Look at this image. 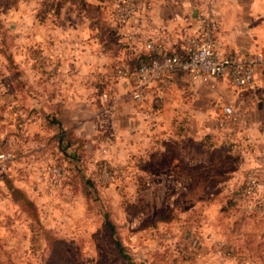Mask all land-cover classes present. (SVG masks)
I'll use <instances>...</instances> for the list:
<instances>
[{
    "label": "rangeland",
    "instance_id": "1",
    "mask_svg": "<svg viewBox=\"0 0 264 264\" xmlns=\"http://www.w3.org/2000/svg\"><path fill=\"white\" fill-rule=\"evenodd\" d=\"M70 1L79 2L0 0V151L14 154L0 177V264H129L109 224L133 264H264L261 198L226 188L239 152L213 148L207 134L205 157L192 163L182 127L191 106L135 103L141 113L120 133L109 119L89 141L52 132L50 114L36 107V84L48 89L49 80L36 41L49 31L36 23L62 21ZM50 165L66 172L53 192L41 181Z\"/></svg>",
    "mask_w": 264,
    "mask_h": 264
},
{
    "label": "crops",
    "instance_id": "2",
    "mask_svg": "<svg viewBox=\"0 0 264 264\" xmlns=\"http://www.w3.org/2000/svg\"><path fill=\"white\" fill-rule=\"evenodd\" d=\"M136 1L137 9L123 26L114 17L118 0L70 1L64 6L62 21L36 23L39 31H49L36 37L39 49L45 50L38 52L37 59L46 62L49 69L48 89L36 84V107L50 114L53 133L78 134L89 141L109 119L120 133L127 119L130 123L141 113L135 103L144 105L161 97L168 108L191 106L192 118L183 119L182 127H188L192 134V163L200 164L205 157L200 152L202 135H210L213 148L238 150L241 166L231 181H225L226 188L236 189L243 180L253 179L264 207V0ZM200 11L217 20L215 43L224 51L259 56L253 84L242 89L224 80L200 84L176 73L164 92L154 85L145 89L140 101H133L131 83L116 81V68H135L138 60L149 54L144 48L149 39L162 42L167 53L179 52L186 39L198 33L194 18ZM128 35L137 42L130 43ZM36 76H41L40 72ZM106 93L110 98L104 102ZM224 106L233 110L230 116L223 114ZM43 180L41 176L45 185Z\"/></svg>",
    "mask_w": 264,
    "mask_h": 264
},
{
    "label": "built area",
    "instance_id": "3",
    "mask_svg": "<svg viewBox=\"0 0 264 264\" xmlns=\"http://www.w3.org/2000/svg\"><path fill=\"white\" fill-rule=\"evenodd\" d=\"M136 0H118L114 8V17L121 25H125L131 14L137 9ZM198 33L186 39L183 48L176 53H167L162 42L149 39L144 43L145 50L155 56L150 62H141L135 68H116L114 78L116 81L131 83V99L140 101L145 89L157 86L164 92L171 85L172 76L176 73L187 75L194 83L207 84L212 80H224L229 85L242 89L254 82L255 66L260 60L259 56L245 57L227 53L215 43V33L218 29L217 20L207 12L200 11L195 16ZM130 43L137 42L132 35L127 36ZM109 94L103 95L107 102ZM223 114L230 116L233 111L230 107L222 108ZM14 160L11 150L0 151V177L6 173L10 163ZM103 176H108L107 165L102 167ZM48 191L61 187L64 179V170L57 165H50L42 171ZM264 181V171H263ZM245 190L247 197H255L258 186L253 179H249ZM264 189V186H263ZM261 205L260 203H256ZM263 207V206H262ZM259 209V207L257 206Z\"/></svg>",
    "mask_w": 264,
    "mask_h": 264
},
{
    "label": "trees",
    "instance_id": "4",
    "mask_svg": "<svg viewBox=\"0 0 264 264\" xmlns=\"http://www.w3.org/2000/svg\"><path fill=\"white\" fill-rule=\"evenodd\" d=\"M153 59H155V56L152 55V54H148V55L146 56L145 59H139L138 62H137V64H136V66H137L139 63H141V62H150V61H152ZM136 66H135V67H136ZM60 137H61L62 139H66L67 141H70V139L72 140V138H73V139L75 138L74 135L67 134V133L64 132V131L60 134ZM208 138L210 139V135H208ZM210 144H211V143H210ZM64 173H65V179H64L63 183H64L65 180H66V172H65V170H64ZM248 181H249L248 179L243 180L242 184H241L240 187H239V194H240L241 199H242V200L245 199V200H247V201H249V200H251V199L254 198V197H247V196L245 195V190H246V188H247V186H248V184H249ZM63 183H62V184H63ZM61 186H62V185H61ZM108 226H109V232H110V235L114 238V244H115V246L117 247V250H118L119 254H120V255L122 256V258H123L125 261H127L129 264H133V263L130 261V258L125 254V252H124V250H123V247H122V245L120 244V242H119V241L116 239V237L114 236V228H113V225L109 224Z\"/></svg>",
    "mask_w": 264,
    "mask_h": 264
}]
</instances>
